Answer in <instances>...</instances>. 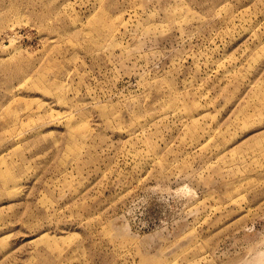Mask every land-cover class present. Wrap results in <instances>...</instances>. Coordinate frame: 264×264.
Here are the masks:
<instances>
[{
	"label": "rangeland",
	"instance_id": "obj_1",
	"mask_svg": "<svg viewBox=\"0 0 264 264\" xmlns=\"http://www.w3.org/2000/svg\"><path fill=\"white\" fill-rule=\"evenodd\" d=\"M0 264H264V0H0Z\"/></svg>",
	"mask_w": 264,
	"mask_h": 264
}]
</instances>
